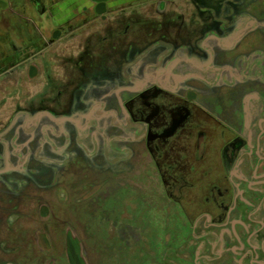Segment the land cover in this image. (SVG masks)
<instances>
[{"label":"flooded vegetation","instance_id":"1","mask_svg":"<svg viewBox=\"0 0 264 264\" xmlns=\"http://www.w3.org/2000/svg\"><path fill=\"white\" fill-rule=\"evenodd\" d=\"M5 1L0 264H264V0Z\"/></svg>","mask_w":264,"mask_h":264},{"label":"rangeland","instance_id":"2","mask_svg":"<svg viewBox=\"0 0 264 264\" xmlns=\"http://www.w3.org/2000/svg\"><path fill=\"white\" fill-rule=\"evenodd\" d=\"M102 5H105V3H103ZM146 15H147V13H146ZM146 24V25H145ZM143 23V24H139V25H137V26H135L134 27V29H133V33L131 34V37H133L134 35H136L137 34V32H138V30L140 29V28H144V27H150L151 25H150V23L149 22H146V23ZM74 46H72L71 47V45H69V46H67L66 48H63V50L62 51H60V52H63V53H65V54H70V53H75L76 52V50H74ZM94 49L96 50V54L97 55H100V54H102L103 52H104V48H103V44H101L100 42H99V40H97V42H95V44H94ZM80 50V53L81 54H84V55H87L88 54V49H86V48H84V47H82L81 46V48L79 49ZM78 53V52H77ZM98 59V58H97ZM8 82H6V83H4V84H2L3 86H8L7 88H3V87H0V99L2 98V97H7L6 98V101H7V104H11V103H13V102H15V101H19V100H24L23 99V96L26 94V93H28L29 91H31V90H28V85L26 84V83H24V82H21V84H19V87H20V93L18 92V94L17 95H15V97H9L8 98V96H10V94L9 93H11V91H13V87L16 85V84H8ZM18 85V84H17ZM34 86H37V85H34ZM33 91V90H32ZM6 112H8L7 110H4V109H0V119L1 118H3V116H5L6 114Z\"/></svg>","mask_w":264,"mask_h":264},{"label":"crops","instance_id":"3","mask_svg":"<svg viewBox=\"0 0 264 264\" xmlns=\"http://www.w3.org/2000/svg\"><path fill=\"white\" fill-rule=\"evenodd\" d=\"M58 1H59V4H62L64 1H66V2L69 1L68 3L71 2V0H58ZM96 1L98 2V4H99L98 6L100 8V9H98V13L101 15H103L102 13L104 11V7L109 6V7L114 8L115 6H117L118 4L123 2V0H96ZM103 3H105V5H102ZM86 5H88V0L86 2ZM7 9H8L7 2L5 0H0V11L1 10H7ZM36 18H37V20H39L38 19L39 16H36ZM109 22H110L109 25L112 28V23L117 24L118 20L116 18H114V19H111ZM114 27H115V29L117 28L116 25H114L113 28Z\"/></svg>","mask_w":264,"mask_h":264}]
</instances>
